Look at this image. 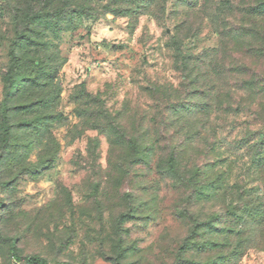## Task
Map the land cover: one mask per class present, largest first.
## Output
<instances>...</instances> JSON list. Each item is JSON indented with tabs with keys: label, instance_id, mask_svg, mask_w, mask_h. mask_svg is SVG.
Masks as SVG:
<instances>
[{
	"label": "rangeland",
	"instance_id": "1",
	"mask_svg": "<svg viewBox=\"0 0 264 264\" xmlns=\"http://www.w3.org/2000/svg\"><path fill=\"white\" fill-rule=\"evenodd\" d=\"M30 255L264 264V0H0V264Z\"/></svg>",
	"mask_w": 264,
	"mask_h": 264
},
{
	"label": "trees",
	"instance_id": "2",
	"mask_svg": "<svg viewBox=\"0 0 264 264\" xmlns=\"http://www.w3.org/2000/svg\"><path fill=\"white\" fill-rule=\"evenodd\" d=\"M253 85H256L254 84V82H252ZM11 250H12V255L15 256V258H19L15 252H13L15 250V244L14 242H12L11 244ZM23 261L25 264H49V262L44 259L43 257H40V256H35V255H30V256H24L23 258Z\"/></svg>",
	"mask_w": 264,
	"mask_h": 264
}]
</instances>
